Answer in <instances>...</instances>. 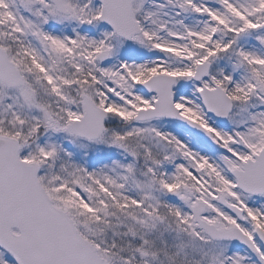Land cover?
<instances>
[{"label":"snow or ice","instance_id":"obj_1","mask_svg":"<svg viewBox=\"0 0 264 264\" xmlns=\"http://www.w3.org/2000/svg\"><path fill=\"white\" fill-rule=\"evenodd\" d=\"M0 264H264V0H0Z\"/></svg>","mask_w":264,"mask_h":264}]
</instances>
